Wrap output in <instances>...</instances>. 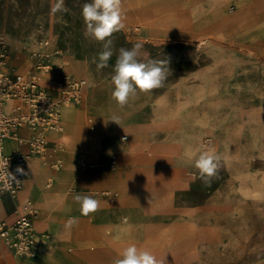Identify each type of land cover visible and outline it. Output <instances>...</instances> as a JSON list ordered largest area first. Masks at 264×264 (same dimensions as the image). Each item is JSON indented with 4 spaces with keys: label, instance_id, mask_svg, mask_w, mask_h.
I'll list each match as a JSON object with an SVG mask.
<instances>
[{
    "label": "rangeland",
    "instance_id": "rangeland-1",
    "mask_svg": "<svg viewBox=\"0 0 264 264\" xmlns=\"http://www.w3.org/2000/svg\"><path fill=\"white\" fill-rule=\"evenodd\" d=\"M238 1L122 0L125 28L110 37L113 55L107 67L98 69L104 42L85 36L81 15L83 4L90 0H64L67 11L55 14L51 8L57 0H0V28L10 74H31L42 85L55 88L56 83L52 86L42 76L51 78L49 73L63 57L67 61L62 73L83 77L85 90L104 101L111 115L123 111L160 116L187 113L205 123L199 149L204 135L216 138V154L227 159L228 167L210 182L192 181L183 189V215L187 217L183 230L164 238L166 249L157 247L156 256L165 254L169 259L163 264H264V0H241L242 6L236 8ZM247 12L253 17L246 16ZM42 40L48 41L46 48ZM136 43L142 44L141 62L163 61L169 72L162 87L138 93L120 107L111 95L114 66L119 50H130ZM52 51L57 53L49 73L37 72L41 54ZM83 93L76 108L87 109L93 118L103 108L90 109L91 102ZM97 141L88 151H93ZM58 149L59 154L65 146L59 143ZM54 152L49 151L48 160L54 159ZM33 158L43 161L46 156ZM72 163L83 171L79 161ZM82 174L100 177L105 173ZM100 187L101 193L109 194V186ZM22 192L26 193L24 186ZM212 193L217 194L213 205L204 214L192 213ZM28 202L33 208L41 206Z\"/></svg>",
    "mask_w": 264,
    "mask_h": 264
},
{
    "label": "crops",
    "instance_id": "crops-1",
    "mask_svg": "<svg viewBox=\"0 0 264 264\" xmlns=\"http://www.w3.org/2000/svg\"><path fill=\"white\" fill-rule=\"evenodd\" d=\"M248 15L253 17L249 12L246 13ZM45 73L48 74L49 70ZM64 74L69 73H62L59 79ZM41 86L56 94L57 87ZM76 106L69 105L63 111L67 114ZM124 112L117 114L120 125L111 121L113 115L107 112L101 139L98 138L93 151L83 154V150L77 147L62 154V173L69 174L79 169L73 161L99 164L105 169L90 168L86 171L105 173L99 177L101 183H96V177L90 174L85 182L77 179L63 206L34 205L37 209L35 228L41 233L35 256H17L0 241V264H113L118 253L129 244L150 247L156 255L157 247L165 250L168 246L164 238L170 232L183 230V219L187 217L183 215V189H187L189 182L201 180L194 159L189 160L185 156V148L199 149L198 140L205 126L203 118L198 120L197 116H187L182 112L178 116ZM59 133L47 137L48 146L55 151L54 159L46 157L42 161L33 156L27 162L24 188L29 185L31 176L36 177L34 183L44 184L47 176L55 172L52 163L58 155L56 137ZM18 134L27 137L29 130L20 128ZM5 146L8 152L13 149L28 151L27 146L18 145L15 140H7ZM219 157L217 175L228 167L227 159ZM112 158L115 164L109 167ZM107 182L116 185L117 193H101L100 185L107 188L104 184ZM93 185H97L96 189L92 188ZM19 192V207L31 208L25 193ZM77 194L98 200L99 209L88 216L82 215L80 204L74 200ZM215 197L217 194H210L192 213L204 214L203 211L213 205ZM12 209L11 199L0 195V219L11 218ZM73 217L78 223L69 230L65 225ZM145 237H150V240L145 242ZM157 258L162 262L169 261L165 254H159Z\"/></svg>",
    "mask_w": 264,
    "mask_h": 264
},
{
    "label": "built area",
    "instance_id": "built-area-1",
    "mask_svg": "<svg viewBox=\"0 0 264 264\" xmlns=\"http://www.w3.org/2000/svg\"><path fill=\"white\" fill-rule=\"evenodd\" d=\"M42 47L48 46L47 40L40 42ZM52 53L44 52L36 69H45ZM7 47L4 34L0 28V157L9 161V172L16 180L8 181L7 176L0 179V195H7L13 204L12 217L0 219V241L17 256L34 257V248L39 245L38 237L41 235L35 228L37 209L23 205L19 207L18 192L23 186L24 174L16 172L19 166L24 169L29 159L33 156L44 154L51 156L47 144V133L59 130L60 107L65 104L78 105L83 99L86 87L85 80L72 74H64L57 83L56 94L50 93L41 86L34 75L19 76L7 71ZM7 102L10 104L7 106ZM20 128H27L29 135L21 137ZM15 140L18 145H25L27 152L13 149L6 150V141ZM217 140L211 134H206L200 142L201 150L216 149ZM115 164L111 159L109 167ZM101 167L99 164H81L82 169ZM0 175H3L0 173ZM10 183V187L4 185Z\"/></svg>",
    "mask_w": 264,
    "mask_h": 264
},
{
    "label": "clouds",
    "instance_id": "clouds-1",
    "mask_svg": "<svg viewBox=\"0 0 264 264\" xmlns=\"http://www.w3.org/2000/svg\"><path fill=\"white\" fill-rule=\"evenodd\" d=\"M58 11H67L64 7V0H57L51 8L53 14ZM81 15L86 26L85 36H91L97 41L104 42V50L99 53V63L97 64L98 69H103L108 66V61L113 55V42L110 37L113 33L125 28L122 0H90L83 4ZM141 48L142 44L136 43L130 50L125 48L119 50L112 76L114 88L111 95L120 107L127 105L129 100L135 98L138 93H149L153 89L162 87L163 82L167 79L169 67H164L163 61L141 62L138 59ZM110 120L120 125L116 115H113ZM185 156L189 160L194 159V166L199 170L201 179L206 183L217 175L220 157L214 148L194 150L191 146H187ZM8 168V159L0 157V173L3 174L0 175V179L6 175L8 181L19 183L20 181L16 180ZM16 172L26 175L24 169L19 166L16 168ZM4 187H10V183H6ZM74 200L80 204L81 214L84 216L99 209V201L91 196L77 194ZM77 223L76 218H69L65 227L70 230ZM113 264H163V262L150 250L138 247L133 243L118 253V258L113 261Z\"/></svg>",
    "mask_w": 264,
    "mask_h": 264
},
{
    "label": "bare ground",
    "instance_id": "bare-ground-1",
    "mask_svg": "<svg viewBox=\"0 0 264 264\" xmlns=\"http://www.w3.org/2000/svg\"><path fill=\"white\" fill-rule=\"evenodd\" d=\"M242 4H243V2L241 0H239L237 3V8H240L242 6ZM138 7H140V6H138ZM220 9H221V7L219 8V10ZM222 15H223V20L227 21L228 20L227 15L225 13H222ZM261 22H263V21H261ZM54 56L55 55L50 56V58H49L50 62H48V65L46 66V70L52 66V58ZM65 61H67V60H66V58H63V57L58 59L56 62L57 67H55V69L53 71H51V73H49L50 75H53V76L50 78L46 75H43L42 79L45 82H50V84L52 86L56 83V85L54 87H57L58 81L56 79L64 71L63 66H64ZM40 70L45 71V69H40ZM88 78L90 79L92 84L96 85V82H94L89 77V74H88ZM84 91H85V95H86L88 101L91 102V108L90 109L96 107V108H103L104 111L99 110L100 111L99 114H96L92 118L91 116L88 115V111L85 108L73 107V109L70 110V112L67 114L63 111V109L65 107H67L69 105H74V104H65V105L60 107L59 130L61 129V131L57 130V131L48 132L47 137L50 135L53 136L54 134H57V132H60L58 134V136L56 135L57 136L56 142L62 143L65 146V149L63 152L59 153L58 156H56V160H55L56 171L54 173H50L47 176V178H46L47 181L45 180L44 184H43V182L34 183L36 177L32 178V176H31L30 183L26 187V193H25L28 201L38 202L41 206H44V207L51 206V205L63 206L65 204L66 196L69 195L68 192H69L72 184L77 182L78 178L80 180H88V178L82 174V172L86 171V169H82L83 171H81L80 169H77L75 172H72L69 174L62 173V169H63V165H64L62 154L65 151H70L71 149H74L77 147L81 148L83 150V154H84V152L87 153L88 147L91 144H93L95 141H97L98 138L101 137L102 130L104 129L106 122H107L108 109L106 107V104L103 103L104 101L101 102L98 99H96V96H95L93 91H90V90H84ZM104 91H102V92H104ZM9 104H10V102H7V104H5V105L8 106ZM125 112H124V114H125ZM129 119H131V118H129ZM121 125H122V123H121ZM113 128H115V127H113ZM42 156H45V155L41 154L38 157H42ZM79 163L83 164V163H85V161L79 160ZM81 164H80V167H81ZM180 173H181V171H180ZM95 181L96 182L100 181L99 177H96ZM26 182H27V180H25V183ZM22 183H24V181H22ZM105 184H107L109 186V190H108L109 194L110 193H117L115 184L109 183V182H107ZM22 190H23V187L19 193H21ZM31 208H33V207L31 206ZM35 248H34V250H35Z\"/></svg>",
    "mask_w": 264,
    "mask_h": 264
}]
</instances>
